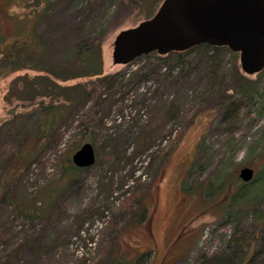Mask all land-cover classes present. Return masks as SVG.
Returning <instances> with one entry per match:
<instances>
[{
	"label": "rangeland",
	"instance_id": "1",
	"mask_svg": "<svg viewBox=\"0 0 264 264\" xmlns=\"http://www.w3.org/2000/svg\"><path fill=\"white\" fill-rule=\"evenodd\" d=\"M124 2L99 0L90 6L87 0H68L60 4L40 25L50 42L51 59L70 62L90 37V27H94L98 28L97 36L105 38L101 48L105 74L129 72L143 64L145 60L140 56L129 70L126 65H115L114 37L118 31L152 16L160 4L156 7L149 0L148 15L129 22V7ZM9 4L10 0H0V30L5 34L12 26L7 19ZM10 8L15 14H24L19 6ZM204 55L206 52L200 50L188 58ZM219 56L223 59L220 74L213 80L206 79L199 65V70L188 73L175 87L152 80L143 84L136 95L131 91L123 98L118 91L102 105L98 115L102 124L93 130L96 145L101 146L105 157L82 173L85 185L67 190V199L54 218L27 221L21 216L15 221L11 232L18 243L34 236L36 248L56 247L40 260L32 262L26 256L27 260L17 264H110L111 258L120 255H125L123 261L134 263L148 250L150 255L141 264H195L200 254L239 258L258 236L257 228L251 216L244 214L235 231L229 224L224 225L223 214L230 193L241 183L240 169L249 166L258 175L264 166V71L260 76L245 74L237 53L241 73L258 80L260 94L255 102L248 98L239 102V112L225 114L238 97L233 90V57L229 53ZM35 74L31 69L20 70L0 80V125L13 108L4 100L9 82L15 75L32 78ZM77 82L70 80L65 85ZM157 88L164 94L162 102L179 104L175 118L169 119L161 112L153 120V104L155 109H162L161 100L152 94ZM32 117H24L21 126L28 128ZM80 117L78 114L55 150L45 152L40 168L30 176L29 187L22 190L25 197H31L35 188L58 180L66 159L85 133L79 125ZM143 129L146 145L139 148L137 138ZM257 177L248 192L263 210L264 173ZM132 185L138 192L134 199H128L127 190ZM100 205L106 210L104 215H98ZM0 214H13V207L0 208Z\"/></svg>",
	"mask_w": 264,
	"mask_h": 264
},
{
	"label": "trees",
	"instance_id": "2",
	"mask_svg": "<svg viewBox=\"0 0 264 264\" xmlns=\"http://www.w3.org/2000/svg\"><path fill=\"white\" fill-rule=\"evenodd\" d=\"M65 1L68 0H10L7 19L12 23L11 30L8 34L0 30V80L20 70L31 69L36 72L32 78L15 75L4 94V100L13 108L10 110L11 115L0 125V208L5 210L11 206L13 214L9 216L0 214V264H17L25 260L26 256L34 262L48 256L49 250L56 248L55 246L36 248L34 236L18 243L16 236L11 232L12 225L21 216L27 221L43 217L54 218L58 208L65 203L67 190L85 185L82 173L96 167L103 156L105 157L102 156L101 146L96 145L97 139L93 129L101 126L102 119L98 116L101 114V107L116 92L120 91L123 98L130 96L131 91L136 95L143 84L152 80L162 84L167 82L171 87H175L180 80H185L192 74L191 71L199 70L200 66L206 73V79L213 80L220 74L219 66L223 59L219 55L229 53L230 57H233L231 66L233 90L238 99L237 103L231 102L232 105L225 114L233 110L239 112V102L242 103L245 98L255 102L260 94L258 80L241 73L236 52L228 47L218 48L209 44H199L185 51H174L162 56L152 52L141 56L145 62L129 72L121 70L115 74H105L101 51L105 38L97 36L98 28L90 27V37L79 49L76 57L70 62L56 63L50 57V42L46 38V33L40 29V25L49 20L58 6ZM97 1L99 0H87V5L92 6ZM148 1L125 0L124 4L129 7L127 20L136 22L147 16ZM153 3L156 7L160 4L159 0H153ZM12 5L19 6L24 14L13 13V7L10 8ZM200 50L205 51L207 55L188 58L191 53ZM140 58L134 59L125 67L129 70L132 64L140 61ZM175 68L179 71H175ZM263 71L259 72V76ZM70 80L78 82L65 85L66 81ZM159 93L157 88L152 94L156 100L162 102L161 96L164 94ZM222 95L221 93L220 97ZM155 107L154 103L153 120L156 115H161V112L170 119L175 118L180 111L179 104L175 101H163L162 109ZM78 114H81L79 125L85 133L72 151L86 141L91 142L97 155L95 164L87 168L75 166L71 159L72 155L69 154L66 166L56 182L37 187L31 197H25L22 190L29 187L30 176L41 164L43 155L45 152L55 150L57 143L63 140L66 131L76 121ZM24 117L34 118L28 128L20 124ZM144 131L145 129L137 138L139 148L146 145ZM262 158L264 163V156ZM263 173L264 166L260 167L258 175H254L250 181L242 182L237 178L241 183L230 193L223 214L224 225L229 224L235 231L244 220V214H249L257 228L258 236H254L253 241L247 244L246 250L238 259L236 255L222 258L218 254L214 256L200 254L195 264H264V209H258L251 193L248 192L256 182L257 176ZM129 188L127 191L130 194L126 198L134 199L138 190L133 185ZM92 206L93 203H90L89 208ZM100 207L102 205L97 208L98 215H104L106 210ZM84 211L88 212V209ZM257 242L259 244L256 245ZM149 255L150 250L137 257L134 263L123 261L125 255H120L111 258L110 264H141Z\"/></svg>",
	"mask_w": 264,
	"mask_h": 264
},
{
	"label": "water",
	"instance_id": "3",
	"mask_svg": "<svg viewBox=\"0 0 264 264\" xmlns=\"http://www.w3.org/2000/svg\"><path fill=\"white\" fill-rule=\"evenodd\" d=\"M156 12L116 33L112 62L127 65L140 56L185 51L199 44L228 47L238 53L242 72L264 70V0H162ZM94 145L86 141L72 154L81 168L96 162ZM252 167L240 169L250 181Z\"/></svg>",
	"mask_w": 264,
	"mask_h": 264
}]
</instances>
